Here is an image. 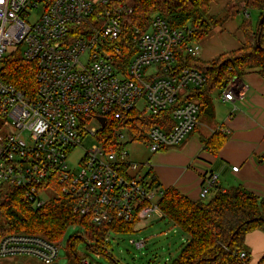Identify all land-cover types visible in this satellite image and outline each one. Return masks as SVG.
<instances>
[{
    "label": "built area",
    "instance_id": "1",
    "mask_svg": "<svg viewBox=\"0 0 264 264\" xmlns=\"http://www.w3.org/2000/svg\"><path fill=\"white\" fill-rule=\"evenodd\" d=\"M40 3L0 2V62L9 47L16 46L37 63L35 98L0 77V187L21 189L35 208L66 195L73 211L96 225L123 221L135 227L148 222L161 212L163 196L147 176L150 164L145 170L127 161L128 152L119 141L107 145L100 130L115 120L126 121L132 110L143 116L170 110V126L152 125L147 131L152 153L181 144L195 130L200 105L188 95L207 77L195 68H176V50L185 30L173 29L161 15L153 14L146 31L134 28L136 51L123 69L115 54L122 55L121 36L133 13L128 0H49L31 24L26 20L28 10L34 12ZM263 26L259 31L264 40ZM198 48L190 45L187 52L196 54ZM221 96L224 100L243 96L235 78ZM91 117L101 129L88 127ZM98 117H105V124ZM90 135L99 143L84 148L78 164L70 167L69 155ZM217 180L215 172L205 173L200 199L210 196ZM132 243L142 248L146 242ZM59 251L60 242L43 234L12 232L0 239V264L20 256L58 264ZM239 256L248 264L246 250ZM82 263L93 264L84 257Z\"/></svg>",
    "mask_w": 264,
    "mask_h": 264
},
{
    "label": "trees",
    "instance_id": "2",
    "mask_svg": "<svg viewBox=\"0 0 264 264\" xmlns=\"http://www.w3.org/2000/svg\"><path fill=\"white\" fill-rule=\"evenodd\" d=\"M133 7L130 22L124 30L120 45L122 55L115 54L123 63V69L136 51L132 42L134 28L146 31L154 13L161 15L173 29H184L185 38L176 50L177 70L195 68L205 73V84L192 90L188 98L196 99L200 105L199 123L215 116L214 93L221 96L222 89L230 80L240 77L247 69L258 68L264 77V40L260 36L261 47L257 44L259 20L264 13V0H244L230 7L223 16L211 15L213 0H128ZM250 14L258 11V23L253 25L251 16H245L241 29L245 35L243 45L224 52L212 60H203L196 54L187 52V47L196 45L213 28L222 24L237 10ZM264 27V26H263ZM37 63L26 59L18 50L7 54L0 62V77L19 88L28 98L37 95ZM130 117L121 123L116 120L100 130L107 145L116 144V129L130 125L137 132L152 125L166 128L172 124L170 110L143 116L137 110L129 112ZM195 128V129H196ZM229 138L222 127L215 129L210 137H202L205 149L218 154ZM264 158V157H263ZM151 185L159 187L151 170L147 172ZM159 207L164 218L171 220L188 235V240L180 253L170 264H244L239 253L246 250V235L254 230L264 231V196H259L244 186H232L216 191L209 200H192L174 187L163 190ZM77 224L83 228L82 235L69 240L76 264H83L76 254L75 245L81 239L95 253L108 255L107 240L111 232L132 233L134 223L115 221L102 225L93 224L89 217L73 211L71 198L59 194L50 203L35 208L27 201L21 189L2 185L0 187V239L12 232L43 234L55 242H61L67 228ZM247 251V250H246ZM248 252V251H247ZM264 263V256L262 259ZM114 264H121L115 261Z\"/></svg>",
    "mask_w": 264,
    "mask_h": 264
},
{
    "label": "crops",
    "instance_id": "3",
    "mask_svg": "<svg viewBox=\"0 0 264 264\" xmlns=\"http://www.w3.org/2000/svg\"><path fill=\"white\" fill-rule=\"evenodd\" d=\"M239 2L244 0H213L209 13L221 17ZM245 16L243 9L237 10L213 28L199 41L196 55L203 60H212L224 52L240 48L245 41L241 29ZM235 84L243 96L234 100H224L220 96L224 116L218 127L228 132L229 138L218 154L205 149L202 142V137H210L218 127L204 125L206 129L201 130V124L181 144L151 152L148 163L161 190L174 187L190 199L199 200L204 175L212 171L218 174V180L210 196L220 189L239 185L264 196V77L258 68H251L236 77ZM235 166L239 167L238 170L233 169ZM163 219L162 212H158L148 221L149 226L159 227L155 225ZM245 246L248 264H264V231L249 232Z\"/></svg>",
    "mask_w": 264,
    "mask_h": 264
},
{
    "label": "rangeland",
    "instance_id": "4",
    "mask_svg": "<svg viewBox=\"0 0 264 264\" xmlns=\"http://www.w3.org/2000/svg\"><path fill=\"white\" fill-rule=\"evenodd\" d=\"M49 0H41L39 8L34 9V12L28 10L26 20L29 23H34L43 13L45 6ZM155 14V13H154ZM253 25L258 23V14L255 10H251L250 14ZM16 46H10V52L16 50ZM6 54V55H7ZM5 55V56H6ZM215 104V116L209 120H203L201 122L202 129H206L204 125H210L214 128L218 127L222 122L224 112L220 108V96L218 91H215L214 95ZM88 127H96L101 129V125L94 119L90 118L88 121ZM10 128L9 131H13ZM148 129L142 128L139 132L136 131L130 125H124L116 129V137L123 148L128 152L127 161L136 162L140 168L144 166L147 169L146 163H148L151 156L150 145L147 140ZM99 143L96 136L85 137L78 148L69 155V166H76L78 164L79 157L82 155L84 148L90 147ZM142 172V171H141ZM132 175L136 174V171H130ZM143 173V172H142ZM51 193V191H49ZM211 196L205 198L209 200ZM159 227L153 228L149 226L148 222H140L135 225V231L132 233H115L111 232L107 238L109 245L107 246L108 255H101L93 252L85 242L81 239L74 247L76 254L80 257L88 259L93 264H114L115 261L121 264H170L172 259L176 257V254L184 246L188 240V235L177 227L171 220L164 218L159 221ZM84 230L77 224L70 225L60 242V251L58 257V264H76L77 258L72 255L69 248V240L76 235H82ZM167 233V235L165 234ZM183 237V238H182ZM145 240V246L137 248L132 243L133 240ZM184 239V240H183ZM171 242H173L171 244ZM1 264H42L40 261L29 256H20L14 259V261H3Z\"/></svg>",
    "mask_w": 264,
    "mask_h": 264
},
{
    "label": "water",
    "instance_id": "5",
    "mask_svg": "<svg viewBox=\"0 0 264 264\" xmlns=\"http://www.w3.org/2000/svg\"><path fill=\"white\" fill-rule=\"evenodd\" d=\"M264 23V13L263 15L261 16L260 20H259V27L262 26ZM257 44L259 47H261V41H260V35L258 36V39H257ZM98 120L101 122V124H105L106 122V118L105 117H98ZM57 264V263H55Z\"/></svg>",
    "mask_w": 264,
    "mask_h": 264
},
{
    "label": "snow or ice",
    "instance_id": "6",
    "mask_svg": "<svg viewBox=\"0 0 264 264\" xmlns=\"http://www.w3.org/2000/svg\"><path fill=\"white\" fill-rule=\"evenodd\" d=\"M0 2H2V0H0Z\"/></svg>",
    "mask_w": 264,
    "mask_h": 264
}]
</instances>
